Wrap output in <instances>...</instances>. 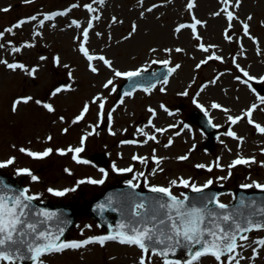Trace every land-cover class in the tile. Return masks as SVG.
<instances>
[{
	"label": "rangeland",
	"instance_id": "1",
	"mask_svg": "<svg viewBox=\"0 0 264 264\" xmlns=\"http://www.w3.org/2000/svg\"><path fill=\"white\" fill-rule=\"evenodd\" d=\"M187 2L188 0H144L141 6L138 0H105L103 4H100L99 0L96 2L94 0H34V3L26 5L23 0H0V9L11 6L7 13L0 11V31H5L24 17L62 11L73 3L80 5L68 16L46 22L44 27L33 21L24 25L22 29H14V35L5 31L4 37L0 39V44H4V47L0 48V60L18 61L29 67L40 65L37 76L33 79L21 70L12 71L0 64V161L12 156L16 157L14 165L0 168V172L20 180L30 190V194H39L38 200L66 203L73 201L80 207H84L92 198L103 192L109 184L128 185L126 182L133 179L135 172H144L147 177L148 186H145L143 177L138 181L139 188L142 189H150L152 185L168 187L170 181L179 180L181 177L191 178L198 186L212 179L214 183L211 186L225 185L231 189L238 185L251 184L253 181L264 183V166L259 163L264 161V153L261 152V148H264V134H260L246 120L237 125H230L227 120L228 115L241 114L251 105L256 104L258 108L253 113V119L264 125V104L259 100V96L264 93L251 90L253 81L249 82L250 86L236 81L234 77L242 74L232 62V57L235 56L237 62L251 75L264 76V24L261 23L264 21V0H243L240 8L236 10L240 20H244L249 14L252 15L250 31L252 36L258 39V43L243 37L241 24L235 21L230 33L233 35V41L224 38L223 32L227 27L225 15L223 13L219 17L212 15L224 7L222 0H196V7L191 12L186 8ZM87 3H92L98 12L88 13L83 7ZM153 4L159 7L151 13L145 12L141 17V12ZM193 13L196 18L207 21L206 26L198 28L202 37L199 43H204L205 46L217 45L210 51L223 55L224 63L210 61L200 69L195 68V65L206 58L208 53H203L198 48V41L191 30L174 32L179 24L192 22ZM96 14L100 15V19L94 22V29L90 32L86 46L89 47L90 52L113 60L114 68L127 71L147 66V70L157 71L161 64H152L151 61L169 59V54L163 49L177 47L185 51L183 53L173 51L171 60L173 63L181 64V68L168 77L166 86L157 83L151 94L137 89L133 98L125 97V104L112 111L121 98L118 96L119 86L126 78L114 79L115 92L111 91L112 86L105 89L103 84L112 78V71L99 61H95L93 63L100 68V71L92 73L86 58L78 50L81 41L75 39L81 34L82 28L87 26L88 19ZM113 16L117 18L116 23L112 22ZM73 19L81 22L80 29L75 26L68 27ZM133 22L138 26V30L131 38L124 40L123 37L131 31ZM37 31L43 35H34ZM97 32L103 35L96 36ZM239 37H243L242 41L238 39ZM9 41L11 44L8 43ZM25 42L34 43L35 47L25 48L20 53L11 52L13 46H21ZM152 48H156L157 52H151ZM55 54H59L63 62L70 66L73 73L71 79L67 76L68 69L53 65L52 56ZM41 55L48 56L49 59L41 62L39 60ZM218 73L224 75L215 84H208L201 91L202 86ZM65 84L71 85L72 90L64 91L55 97L51 96L54 88ZM160 87H166V91H159ZM186 90L187 96L180 95ZM101 93L107 97L102 121L98 118L100 111L98 105L91 103L92 98ZM27 95L53 104L56 111L49 113L42 106L29 102L27 105H20L18 111L13 113L14 99ZM194 101L204 105L213 122L221 125L220 135L211 147L207 146V136L203 130L189 120L192 110L199 108ZM213 102L228 107L230 112L224 113L211 108ZM85 103L90 104L89 112L83 120L73 123ZM161 104L165 105L173 115L164 112L159 107ZM149 106L157 111L160 110L161 114L164 113L153 119L157 127L167 128L170 124H177L179 127L170 128L162 134L157 133L159 143L149 141L147 144H135L136 147L131 148L120 146L123 140H143L144 137L137 132L138 128L143 127L146 132L152 134L153 130L147 126L151 117L147 111ZM109 113L112 116L111 121L108 119ZM61 116L64 117L63 120L60 119ZM184 125H188L189 128H184ZM109 127L116 132L115 136L110 134ZM229 127L245 137L241 147L237 146L238 142L235 139L223 135ZM65 128L68 129L66 133L63 131ZM177 131H180L181 135L176 136ZM88 133L93 134L84 141V151L80 156L91 161L90 164L76 163L72 159L73 153L60 155L54 151L51 156L37 160L18 150L21 147L30 148L32 151H43L48 147L75 148L81 145L82 138ZM49 135L53 137L51 141L47 140ZM169 139L173 140V144L165 148L164 145ZM194 144L195 150L191 152L187 161L176 159L188 153ZM12 145L16 147L13 148ZM153 149L156 150L157 156L166 157L160 165L164 169L163 172L159 171L157 165L150 159ZM95 152L105 153L104 156L107 158L104 156L100 158L108 159V164L104 165L92 158L91 155ZM137 154L149 157L147 163L134 161L132 156ZM237 155L255 156L257 163L237 166L231 169L230 177L218 180V177L228 176L226 166ZM217 157L221 158L220 163L225 166L223 169L213 168L209 172L195 167L196 164H210ZM113 165L118 168L133 166L134 172L117 173L113 171ZM18 168L31 169L34 175L40 177L39 181H32L27 175H17ZM101 168L108 173L103 184L84 183L76 191L69 192L63 197L47 191L48 188H72L78 181L87 178H104L99 171ZM65 169L69 171L66 172ZM153 170L156 174L150 175ZM189 190L191 188L183 186L172 187L173 195L178 197H182L181 194L185 195ZM233 199L234 195L231 191L219 197L223 203H231ZM108 214L116 217V214L110 211ZM88 225L91 227H87ZM106 234H108L107 230L100 226L94 217L82 212L65 240L81 241L91 236ZM248 235L249 241L245 242V248L240 250L244 257L252 256V247L258 246L252 244V247H248L247 244L264 238V230H254ZM140 256L141 250L138 247L109 241L105 246L91 244L79 250H66L63 253L46 255L42 259L44 264H138ZM151 264H162V258L153 255ZM200 264H218V262L209 256L202 258ZM241 264H264V249H260V254L255 260L245 259Z\"/></svg>",
	"mask_w": 264,
	"mask_h": 264
},
{
	"label": "snow or ice",
	"instance_id": "2",
	"mask_svg": "<svg viewBox=\"0 0 264 264\" xmlns=\"http://www.w3.org/2000/svg\"><path fill=\"white\" fill-rule=\"evenodd\" d=\"M96 2V0H94ZM141 6H143L144 0H138ZM243 0H222L224 7L219 11L212 13L213 16L219 17L223 13L226 17L227 27L223 32V36L228 41H233V35L230 33L233 30V22H239L242 27L243 37H248L254 42L258 43V39L253 37L251 34V24L250 21L253 20L252 15H248L244 20H240L237 15V11ZM23 3L30 5L34 3V0H23ZM100 4L105 3V0H99ZM10 7H5L0 9V11L7 13L10 11ZM80 7L79 4L73 3L68 8L60 11H52L48 13L34 14L28 17L19 19L14 25L8 27L5 31L9 34H15L14 29H22L24 25L29 24L33 21H37L40 27H44L46 22H51L57 19V17H66L68 14L75 8ZM87 9L88 13H97L98 9L93 7L92 3H87L83 5ZM159 5L153 4L150 7L144 9L141 12V17L144 16L145 12L151 13L154 9L158 8ZM196 7V0H188L186 8L191 12L192 9ZM100 19V15H92L88 21L87 26L82 28V32L79 36H76L75 39L81 41L79 44V52L83 54L88 62V68L92 73H99L100 68L93 62L99 61L104 66L112 71V78L108 79L106 83L103 84L105 89H108L110 86L111 91L115 92L116 87L114 84L115 78H127L129 81L133 82V85L130 90H127L123 93L117 105H115L112 111H115L116 107L125 104V97L133 98L137 89H142L145 93L151 94L152 90L156 87V84L166 86L168 84V76L176 73L177 70L181 68V64L173 63L171 60V54L173 51L176 53H183L185 50L183 48L177 47L165 48L163 51L169 54V59L164 60H152V64H161L164 66H169L167 68V73L164 74V78H160V74L152 73V77L155 82L151 83L147 87H143L137 81V78L144 76V73L147 72V66H142L137 69L121 71L118 68H114L113 60L107 58L104 55H97L90 52L88 45L90 39V32L94 29V22ZM112 22L116 23L117 18L112 17ZM123 23V21H119ZM264 24V21L261 22ZM207 21H202L201 19L196 18L195 14H192V22L190 23H181L175 29L174 32L180 33L182 30L188 29L191 30L195 39L198 41V48L203 53H208L206 58L202 59L199 63L195 65L196 69H200L202 66L208 65L210 61H219L221 63L225 62L223 55H217L215 51H210L215 49L217 45H208L205 46L204 43H199L202 40V37L198 31L200 26H206ZM55 25H53L54 27ZM75 26L77 29L82 27V24L79 20L73 19L68 27ZM138 30V26L133 22L131 25V31L127 36L123 37L124 40L131 38ZM5 31H0V39L5 35ZM36 36H42L43 33L37 31L34 33ZM96 36H102V33H95ZM243 37L238 39L242 41ZM82 38V39H81ZM111 37H109L110 39ZM8 43L11 44V41ZM119 43V41H118ZM4 44H0V48H3ZM35 47L34 43L25 42L21 46H13L11 48L12 53H20L23 49ZM151 52H157L156 48L150 49ZM48 56L41 55L39 60L41 62L47 61ZM232 62L235 68L242 74L237 75L234 79L238 82L243 83L246 86H250V81H258L264 83V76H254L251 75L248 70L240 65L237 62V58L232 57ZM52 63L56 67H63L68 69L67 76L71 79L73 73L70 69V66L67 63H64L62 57L59 54L52 56ZM0 64H3L6 68L16 71L21 70L25 72L29 77L35 79L40 65L29 67L22 62H9L7 59L0 60ZM230 71V70H229ZM224 73H218L211 81H208L201 88L203 91L208 84H215ZM243 77V78H242ZM194 82V81H193ZM71 85L65 84L59 87H56L52 90L51 96L55 97L58 94L64 91H71ZM253 92L256 91L255 88L251 89ZM159 91L165 92L166 87H160ZM180 95L187 96V90ZM261 104H264V95L259 96ZM107 101V97L103 94H97L92 98L91 103L97 104L99 108L98 118L102 121L104 119V109ZM29 102L35 103L36 105L42 106L49 113L56 111L55 107L51 103H45L40 99H35L31 95L20 96L14 99L12 103V111L15 113L18 111L20 105H27ZM194 103H197L194 101ZM164 112L168 115H173L168 108L161 104L159 106ZM197 107L201 108L205 113L207 109L204 105L197 103ZM211 108L218 109L224 113H229L230 109L223 106L220 103L213 102ZM258 105L253 104L247 110L243 111L238 115H228L227 120L230 122V125H237L241 121H245L255 127V129L260 133L264 134V125L258 123L253 119V113L257 110ZM90 110V104L85 103L80 114L75 117L73 123L79 122L85 118V115ZM147 111L151 114L150 119L148 120V127H150L153 132L149 134L146 132L143 127L138 128L137 132L141 134L143 140H123L121 144L135 145V144H147L149 141L159 143L157 139V133H165L168 129L178 128L177 124H170L167 128L157 127L153 123V119L157 116V110L148 107ZM61 120L64 117H60ZM108 119L111 121V113L108 115ZM98 127V125H97ZM212 127L219 128L221 125L212 124ZM184 128H189L188 125H184ZM66 133L67 128L63 129ZM126 131V130H125ZM109 132L111 135L115 136L116 132L112 131L109 127ZM93 133L86 134L82 140L79 147L69 146L67 149H54L52 147L45 148L43 151H32L30 148L21 147L19 152L25 153L33 159L42 160L57 152L60 155H67L68 153H73L72 159L79 164H90L91 161L81 158L80 154L84 151V141L88 139V136ZM176 136L181 135L180 131L175 132ZM227 137H231L238 142V147H241L245 137L240 136L236 131L231 127L223 133ZM53 137L49 135L47 137L48 141H51ZM223 143V141H221ZM173 140L169 139L168 143L164 145L165 148L171 147ZM15 148V145H12ZM195 144L189 149V152L185 155L176 157L179 161H187L191 155V152L195 150ZM231 151V149H229ZM261 152L264 153V148H261ZM156 150L153 149V154L150 159L157 165L159 171L163 172L164 169L160 165L164 162L166 157L157 156ZM132 159L140 163L146 164L149 157H144L140 155H133ZM221 158L217 159L210 164H196L195 167L198 169H206L211 172L213 168L223 169L225 166L220 163ZM16 162V157L12 156L5 160L0 161V168H6L8 166L14 165ZM254 163H257L255 156L245 157L243 155H237V157L231 161L226 167L228 168L227 177H218V180H225L231 176V169L240 166H250ZM264 166V161L259 162ZM65 171H69L65 169ZM99 171L103 174L104 178L93 179L87 178L86 180H80L77 182L75 187L64 188V189H55L48 188L47 191L55 196L63 197L69 192H74L77 188L84 183L90 184H103L108 173L105 169L101 168ZM113 171L117 173H133V166L118 168L113 165ZM17 175H27L32 181H39L40 177L34 175L32 170L29 168H18L16 170ZM150 175H155V170H153ZM143 177L145 181V186L147 185V177L144 172H135L132 180H128L126 183L132 189L140 187L139 180ZM137 181L134 183L133 181ZM214 183L212 179L207 180L202 185L195 184L191 178L184 179L183 177L179 180H172L168 187L152 185L150 191L153 193H161L166 196L168 199L166 201L159 199L150 206H145L144 202L136 203L134 207L143 211H135L131 214V217L127 221H121L113 231H110L106 235L100 236H91L87 239L81 241H65L61 237L64 234V227L60 226L67 223L61 219L60 214L57 212L49 211L46 209H40L35 207L33 201L39 198V194H30L28 188L16 189L7 183L0 182V264H19V261L28 259L32 261V264H44L43 257L50 254L63 253L66 250H79L85 248L91 244H99L100 246H105L107 242L114 241L118 242L121 245L135 246L141 250V256L139 257L138 264H151V257L153 255L159 256L162 258V264H200L202 258L204 257H213L218 264H241L242 260L252 259L255 260L259 254L260 249H264V238H260L256 241L248 243V247H252V244L257 245L258 247H252V256L244 257L241 254V249L245 248L246 243L249 241L248 233L254 230H264V206H261L258 211H254L249 214H245L242 211H230L229 205L219 202L218 197L216 196H202L200 197L201 204L189 205V197L181 194V197H177L172 193L173 186H183L185 188H191L193 192L204 193V190L211 186ZM243 189L256 188L261 191H264V183L258 181H253L251 184H242L240 185ZM111 200H109V206ZM240 204L243 207L245 205L244 198L241 197ZM214 206V207H210ZM250 206H255V201L251 202ZM98 207L104 208L105 205L101 204ZM224 210V211H217ZM115 210V209H113ZM151 213V214H149ZM255 217V218H254ZM50 222H54L56 227L53 229ZM87 227H91L88 225ZM111 228V225H109ZM184 248L187 251L188 258L184 261L178 259H171L170 256L174 255L175 252ZM226 258V259H225Z\"/></svg>",
	"mask_w": 264,
	"mask_h": 264
},
{
	"label": "water",
	"instance_id": "3",
	"mask_svg": "<svg viewBox=\"0 0 264 264\" xmlns=\"http://www.w3.org/2000/svg\"><path fill=\"white\" fill-rule=\"evenodd\" d=\"M167 66H160L157 71L148 70L144 73V76L141 78H137V81L143 85V87L149 86L151 83H154L155 80L152 77V73L160 74V78H164V74L167 73ZM133 85L132 81L127 80L124 82L119 90V94L122 95L125 91L130 90ZM191 118L193 121H196L206 132L209 134L210 140L209 144H211L215 137L217 136V131L212 127L211 122L208 117L199 111H195ZM0 182L7 183L16 189H23L24 186L21 185L17 180L11 178L10 176L3 174L0 172ZM228 190L226 187H217L214 186L210 189L204 190V193H196V192H188L187 196L189 197V205L197 204L200 206L201 201L200 197L202 196H218L221 193H224ZM235 193V201L229 205L230 211H242L245 214L252 213L254 211H258L261 206H264V191L261 190H251L247 191L241 187H236L233 189ZM241 197L244 198L245 205L242 207L240 204ZM162 199L166 201L168 198L161 193H153L148 191H137L136 189H132L130 187H122V186H111L107 189L106 193L98 196L93 201H91L85 207V211L89 212L91 215L95 216L98 221L109 228L110 231H113L121 221H127L131 217V214L135 212L137 209L134 207L136 203L144 202L146 208L150 207L155 200ZM109 200H111V204L109 206ZM255 201V206H250L252 201ZM35 207L40 209H46L49 211L57 212L60 214L62 220L67 221V223L62 224L60 226L64 227L65 231L61 239H63L65 233L74 225L77 217L80 215L81 210L78 209L73 203L70 204H48L45 202H39L37 200L33 201ZM105 205L104 208L98 207L99 205ZM214 207V206H210ZM110 209L112 212H117L118 219L116 220L115 226L109 227L112 222V218L107 214V210ZM115 209V210H113ZM143 211V210H140ZM217 211H224L219 210ZM151 214V213H149ZM255 218V217H254ZM53 229H55L56 225L54 222H50ZM169 258L180 259L182 261L188 258L187 251L184 248L178 249L174 255ZM30 260L24 259L19 262H29Z\"/></svg>",
	"mask_w": 264,
	"mask_h": 264
},
{
	"label": "bare ground",
	"instance_id": "4",
	"mask_svg": "<svg viewBox=\"0 0 264 264\" xmlns=\"http://www.w3.org/2000/svg\"><path fill=\"white\" fill-rule=\"evenodd\" d=\"M162 115H164V113L162 112V114H161V113H160V110H158V111H157V116H162ZM157 116H156V117H157ZM164 118H166V117H164ZM131 140H133V139H131ZM120 146L125 147V148L136 147V145H128V144H120Z\"/></svg>",
	"mask_w": 264,
	"mask_h": 264
}]
</instances>
